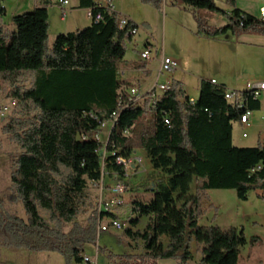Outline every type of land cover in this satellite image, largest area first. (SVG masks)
I'll use <instances>...</instances> for the list:
<instances>
[{
	"label": "trees",
	"instance_id": "obj_1",
	"mask_svg": "<svg viewBox=\"0 0 264 264\" xmlns=\"http://www.w3.org/2000/svg\"><path fill=\"white\" fill-rule=\"evenodd\" d=\"M145 1L160 6L163 0ZM173 1L227 15L229 21L222 26H210L202 16L198 18L207 37L229 32L264 35V18L238 8L237 0H228L233 6L228 12L216 0ZM49 2L41 0L33 11L15 16L11 31L0 0V80L16 84L30 79L29 87L16 86L10 96L29 100L36 109L26 122L24 149L14 157L12 172V184L28 219L5 211L4 217L0 215L14 244L59 252L68 264L83 262L86 246L97 239V208L86 228L66 232L65 227L76 224L94 206L92 183L103 177L124 179L125 165L117 159L133 158L141 149L161 173L152 184L149 200L132 202L130 226L125 228L132 241L143 244L141 264L168 258L188 264L194 259L193 240L202 245V259L196 264H240L241 247L248 242L243 228L203 226L199 214L211 189H233L241 200L258 191L264 198V136L257 146H238L233 141L235 122L247 109H261L259 97L252 90H231L203 79L193 99L174 80L173 87L156 99L148 93L143 100L131 102L132 83L120 63L127 40L133 38L127 30L138 24L132 21L121 30L118 14L108 5L80 0V8L91 9L94 16L101 13L103 19L95 22L93 18L87 27L59 34L51 48ZM134 67L146 75L150 72L147 62ZM228 91L234 92L233 99L226 97ZM114 113L117 117L110 121L104 142L99 135L101 124ZM143 218L147 220L140 228ZM250 241L256 243L258 238ZM108 256L112 264H139L132 262L131 253Z\"/></svg>",
	"mask_w": 264,
	"mask_h": 264
},
{
	"label": "rangeland",
	"instance_id": "obj_2",
	"mask_svg": "<svg viewBox=\"0 0 264 264\" xmlns=\"http://www.w3.org/2000/svg\"><path fill=\"white\" fill-rule=\"evenodd\" d=\"M6 3V0H1ZM17 0H7L8 6L16 5ZM59 0H50L48 12L51 7L54 14L61 18L63 11L58 5ZM66 8L77 7L75 0ZM104 3L110 4L108 0ZM217 6L225 12L231 11L233 6L228 0H216ZM264 0H237V7L256 17H260V6ZM114 11L119 18L127 16L138 24L140 30L131 40L126 42V55L120 63L122 70L127 72V78L132 85L142 93L152 90L155 86L166 84L168 81H183L186 93L190 97L198 96L199 81L201 78L210 79L215 77L224 82L229 89L243 90L249 82L255 83L264 79V35L256 32H242L233 34L229 32L215 38L207 37L201 32L198 18L202 16L205 23L210 26H222L229 19L227 15L219 11L194 10L185 7L181 3H174L173 0H163L160 6L145 0H114ZM83 20V19H82ZM89 22V21H88ZM86 27L84 26H81ZM147 41L154 46V52L150 60H144L141 53L147 48ZM53 39L49 40V47L52 48ZM158 52L155 54V48ZM171 57L178 61L179 67L174 74L163 73L159 76L161 59L163 56ZM173 56H172V55ZM171 55V56H170ZM148 63L150 70L148 75L144 71L137 72V75H129L134 70L135 64ZM140 78V79H139ZM31 80L12 84L8 80H0V110L7 107L4 114L0 113V198L2 206L0 215L4 217L5 211L27 220L23 204L18 200L15 187L12 184V172L14 157L23 151L24 129L28 118L33 116L36 109L31 101L10 96L14 87H29ZM129 87V88H130ZM158 89V88H157ZM157 93H162L157 90ZM262 107L253 111L251 126L245 127L240 122L234 124V144L238 146H257L259 135L264 134V92L260 95ZM149 119L146 115L144 121ZM109 124L102 129L100 140L106 142L111 127ZM243 132L248 137H243ZM141 155L142 162H137ZM135 168L126 166L128 176L125 177L128 187L124 194L125 203L116 210V214L125 224L123 229L110 228L107 232H99L94 243L88 244L85 256L98 259L101 264H112L109 253L112 254H133L132 262L141 264L144 248L141 241H132L126 234L125 228L130 226L131 204L134 200H149L152 196V184L160 172L155 171L144 150L138 149L134 156ZM139 158V157H138ZM115 180H107L103 192L108 195V185ZM93 193V204L87 211L78 217L76 224L65 227L69 232L75 228H86L90 224V217L94 209L98 210V196L101 187L90 186ZM195 192V186L192 189ZM206 199L203 200L201 213L199 214L200 225H218L222 228L237 227L243 228L248 242L241 247L240 264H264V198L258 196L257 191L250 193L248 200H241L233 189H211L207 191ZM42 214H47L42 210ZM146 218H143V228ZM106 221H110L106 218ZM99 226V221H98ZM258 236V241L252 243L250 239ZM11 232H8L1 225L0 217V264H68L67 259L59 252L34 251L18 246L13 240ZM163 242H168L163 237ZM201 244L195 240L191 242V250L194 260L188 264H194L202 258ZM101 248V250H99ZM73 264H88L86 262ZM157 264H181L178 258L160 259Z\"/></svg>",
	"mask_w": 264,
	"mask_h": 264
},
{
	"label": "built area",
	"instance_id": "obj_3",
	"mask_svg": "<svg viewBox=\"0 0 264 264\" xmlns=\"http://www.w3.org/2000/svg\"><path fill=\"white\" fill-rule=\"evenodd\" d=\"M113 0H108L110 4L108 6L110 7L111 10H114L113 5H111ZM60 3L62 6H65L68 4V0H60ZM66 15V9H63V16ZM89 16L91 19L94 18L95 22H98L103 19V15L101 13H97L95 16L92 13V10L90 9L89 11ZM260 16L264 18V6L260 8ZM133 20L127 16L121 17L119 20V28L121 30H125L128 28L129 25H132L131 22ZM140 30L139 26H131L127 30V35L128 36H135L138 34ZM147 48L141 53V56L144 60H150L152 58V53L154 52V46L150 43L147 42ZM158 52V47L156 46L155 48V54ZM179 63L177 60L163 55L161 59V64H160V70H159V76H161L163 73H169V74H174V72L178 69ZM213 82H217L215 79H213ZM173 87V81H168L166 84H161L160 86H155L152 90L142 93L141 90H138V94H130L129 95V101L135 102L139 100H143L148 93L152 94L153 98H157L160 93H157V90H160L162 93L170 90ZM158 88V89H157ZM246 89L254 91L255 97H260V94L262 91H264V79L259 80L255 83L249 82L246 86ZM235 96L233 91H228L226 93V97L228 99H233ZM193 100V99H192ZM7 110V107L3 108L0 110L1 114H4ZM253 116V110L247 109L246 113H243L241 116L240 123L244 125L245 127H250L251 126V118ZM117 117V114L114 113L111 120H107L102 122L101 124V130L107 127L110 124V121H114V119ZM243 137H248V134L246 132L243 133ZM136 157L129 158V159H124L122 157H119L117 159L118 163L125 165V170L126 166L130 165L131 167L135 166L134 160ZM137 162H142L141 158H137ZM128 172L126 170V175L128 176ZM125 179V178H124ZM124 179H119L115 178L114 182L108 185V195H105L103 190L104 184H107L106 181L109 180L108 178L103 177L102 180L99 182H93L92 185L94 187H101V193L98 196V214H99V226H98V231L99 232H107L109 231L110 228H115V229H123L125 227V224L123 221L119 219V217L116 214V210L120 208L124 203V194L126 193L128 187L127 183ZM113 180V179H112ZM116 215V216H113ZM106 218H109L110 221H106ZM84 262L88 264H101L98 259V253L96 258H90L88 256L84 257Z\"/></svg>",
	"mask_w": 264,
	"mask_h": 264
},
{
	"label": "crops",
	"instance_id": "obj_4",
	"mask_svg": "<svg viewBox=\"0 0 264 264\" xmlns=\"http://www.w3.org/2000/svg\"><path fill=\"white\" fill-rule=\"evenodd\" d=\"M76 1V5H78V8L77 7H71V9H67L66 7L68 5L71 4V1H68V4L65 5V6H62V4L60 3V0L58 1V5L61 7L62 11L63 9H66V15L65 16H62L61 18H58V16H56L54 14V9H57V14L59 11L58 8H54V7H51L50 10V14H49V40L50 39H53L55 40V38L59 35V34H62V33H68V32H72V31H76L78 29H82L81 26H89L91 25L92 23V19L90 18L89 16V11L90 9H85V8H80V0H75ZM97 3H100L104 6H106V3L103 2V0H95ZM114 1V0H113ZM112 1V2H113ZM6 3H4V7L6 9V13H5V16H4V22L7 26L8 29H10L11 31H14L15 30V26L13 25V18L17 15H21V14H24V13H27V12H31L33 11L39 4H41V0H17L16 1V5L14 6H8V3H7V0L5 1ZM108 5V4H107ZM264 5L262 4L260 6L263 7ZM113 7L115 8V5H113ZM203 15L206 13V12H202ZM63 14V13H62ZM130 18V17H129ZM83 19V20H82ZM89 21V22H88ZM84 28V27H83ZM149 42V41H147ZM264 47V45H261ZM163 55H165L163 53ZM172 55V54H171ZM170 55V56H171ZM173 56V55H172ZM163 57V56H162ZM134 67V66H132ZM141 71V69H138V68H135L134 67V70H131L129 75H137L139 72ZM123 74L124 75H127V72L125 70H123ZM146 75V74H145ZM140 79V78H139ZM203 79H206V78H201L200 81H199V91L200 92V83H201V80ZM211 80L215 79L217 81V83L219 84H225L224 82L220 81L219 79L215 78V77H212L210 78ZM262 80V79H260ZM259 81V80H258ZM183 85V88L184 90L186 91V88H185V84L183 81H180ZM246 88L244 87L243 90H245ZM231 90H234L233 88ZM264 92V91H262ZM199 95V93H198ZM261 95V94H260ZM198 96L196 97H191L193 99L197 98ZM259 99L261 100V98L259 97ZM262 102V101H261ZM112 125H110L111 127ZM244 126V125H243ZM244 133V132H243ZM263 135H259V138H258V141L261 137H263ZM233 141H234V135H233ZM235 142V141H234ZM141 150V149H140ZM146 153V152H145ZM147 155V154H146ZM139 158H143L141 155L138 156ZM137 157V158H138ZM149 159V158H148ZM143 161V160H142ZM150 161V159H149ZM151 163V161H150ZM152 166V164H151ZM135 166H133V168H135ZM153 168V167H152ZM154 169V168H153ZM111 184V183H110ZM257 194L259 196V192L257 191ZM206 195L207 192H206ZM260 197V196H259ZM206 199V198H205ZM257 238H259L258 236H256ZM192 251V250H191ZM193 253V252H192ZM194 256V254H193ZM202 259V258H201ZM200 259V260H201ZM193 261H195L193 259ZM240 261H241V253H240ZM200 262V261H198ZM197 261L194 263H198Z\"/></svg>",
	"mask_w": 264,
	"mask_h": 264
},
{
	"label": "bare ground",
	"instance_id": "obj_5",
	"mask_svg": "<svg viewBox=\"0 0 264 264\" xmlns=\"http://www.w3.org/2000/svg\"><path fill=\"white\" fill-rule=\"evenodd\" d=\"M130 94H138V88H135V87L131 88L130 89Z\"/></svg>",
	"mask_w": 264,
	"mask_h": 264
}]
</instances>
